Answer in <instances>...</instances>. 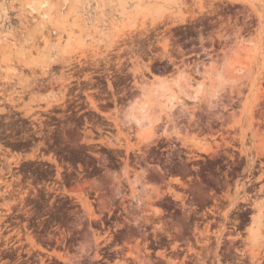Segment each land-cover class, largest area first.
Returning a JSON list of instances; mask_svg holds the SVG:
<instances>
[{
  "label": "rangeland",
  "instance_id": "374dc122",
  "mask_svg": "<svg viewBox=\"0 0 264 264\" xmlns=\"http://www.w3.org/2000/svg\"><path fill=\"white\" fill-rule=\"evenodd\" d=\"M0 101V264H264V0H0Z\"/></svg>",
  "mask_w": 264,
  "mask_h": 264
},
{
  "label": "flooded vegetation",
  "instance_id": "af4514ba",
  "mask_svg": "<svg viewBox=\"0 0 264 264\" xmlns=\"http://www.w3.org/2000/svg\"><path fill=\"white\" fill-rule=\"evenodd\" d=\"M96 74H99V73H96ZM80 83L79 82H76V83H74V85H79ZM221 196V194H217L216 196H214V197H212L211 198V201L214 203V202H220L219 201V199H218V197H220ZM195 207H197V208H199L200 206H195ZM207 209H209V208H207ZM203 212H205V210H202V211H200L199 213H203Z\"/></svg>",
  "mask_w": 264,
  "mask_h": 264
},
{
  "label": "bare ground",
  "instance_id": "6f19581e",
  "mask_svg": "<svg viewBox=\"0 0 264 264\" xmlns=\"http://www.w3.org/2000/svg\"><path fill=\"white\" fill-rule=\"evenodd\" d=\"M122 38V37H121ZM98 62V61H97ZM45 75V74H44ZM34 82H35V80H34ZM5 100V99H4ZM2 101H0V103H1ZM2 104V103H1ZM258 232V231H257ZM257 232H256V234H257ZM254 235H255V233H254ZM255 236H258V235H255ZM256 238V237H255ZM259 238V237H258ZM257 239V238H256Z\"/></svg>",
  "mask_w": 264,
  "mask_h": 264
}]
</instances>
